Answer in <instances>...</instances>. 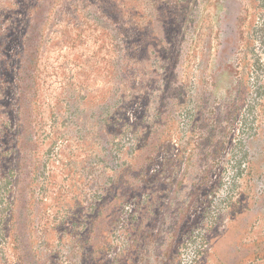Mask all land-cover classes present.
Instances as JSON below:
<instances>
[{
  "label": "rangeland",
  "instance_id": "rangeland-1",
  "mask_svg": "<svg viewBox=\"0 0 264 264\" xmlns=\"http://www.w3.org/2000/svg\"><path fill=\"white\" fill-rule=\"evenodd\" d=\"M0 264H264V0H0Z\"/></svg>",
  "mask_w": 264,
  "mask_h": 264
}]
</instances>
